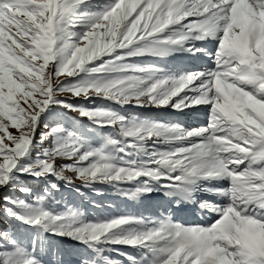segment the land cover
Returning a JSON list of instances; mask_svg holds the SVG:
<instances>
[{"label":"snow or ice","instance_id":"obj_1","mask_svg":"<svg viewBox=\"0 0 264 264\" xmlns=\"http://www.w3.org/2000/svg\"><path fill=\"white\" fill-rule=\"evenodd\" d=\"M176 56L212 66L147 59ZM112 105L204 106L208 121L185 127ZM22 177L41 181V193ZM102 185L133 199L163 193L217 218L96 217L61 196L63 186L100 196ZM9 189L22 197L0 194L15 222L0 229V264H46L56 239L94 254L84 264H264V0H0V190ZM109 246L139 256L114 248L124 260L111 259Z\"/></svg>","mask_w":264,"mask_h":264},{"label":"rangeland","instance_id":"obj_2","mask_svg":"<svg viewBox=\"0 0 264 264\" xmlns=\"http://www.w3.org/2000/svg\"><path fill=\"white\" fill-rule=\"evenodd\" d=\"M147 59L149 62L158 63L162 67H168V68H171L172 70H176V69H193L192 65H195L196 64L195 62H200L199 60L204 61L205 58L202 57L198 60H193L187 56H176L174 58H167L166 60H157V61H152L151 58H147ZM198 64H202V63H198ZM211 66L212 64H210V67ZM69 99L75 102H78V103H85V104L94 103L96 105H99V104L105 103V101H102L100 99H95L94 101L85 100L83 98H75V97H69ZM112 107L116 108L119 111L124 112L125 114H141V115H146L152 118L177 121V122L182 123L185 127L201 126L203 124H206L208 121V112L204 106H198L192 109H187L183 113L176 112L172 110L171 108L140 109V108H133L130 106L121 108L118 105H112ZM68 114H71L72 116L75 115L77 116V119L81 121L86 120V122L88 123L86 118H80L78 114L70 113V112ZM105 131H107V129H105ZM93 142L99 144L100 139L98 137L93 138ZM45 146H47V144ZM67 162H70V161H64V160L57 161L58 164L67 163ZM66 174L70 176L73 175L70 172ZM26 179L34 180L37 182L35 183L37 186L44 187V185L39 180H36L32 177H22L24 184L27 186L32 187L31 182H27ZM79 183H80L79 180H75L76 185H79ZM224 186L227 187L228 185L225 184ZM126 187H132V185L128 184L126 185ZM69 188L73 190L71 186H63L61 189V196L63 197L64 203L80 207L89 216L99 217L102 215L131 214V215H138V216H145V217H152V218H162L163 216L171 214L173 218L177 220L178 222L185 223L188 225H203V226L209 225L211 222L214 221V219L217 218L214 214L201 211L198 207H196L191 202H188V203L181 202L178 206L175 199L166 197L163 195V193H153L150 196H143V197H140L139 199H133L131 197H124L120 195L119 193L115 191V189L107 185L101 186V191L103 192V195L97 196L91 191H88L85 189L84 191L87 192V196L83 197L84 199L80 196L81 198L80 200L82 202L77 201L78 203H73L72 201H68V199L64 197L67 190H69ZM35 189L37 188L35 187ZM0 194L22 197V194L14 189H9L7 191L0 190ZM59 198L60 197L58 196V199ZM197 199H208L218 204L227 203V198L212 196L207 193H201L197 197ZM91 201H95V203L100 205V207L99 208L93 207ZM181 204H185V206L181 207L180 206ZM109 205H111V207H109ZM5 217L6 215L3 212V205L0 204V220H3ZM5 228L6 227H4L0 223V229H5ZM63 241L67 242L68 244L72 242L66 239ZM114 248H118L120 252L127 251L134 256H137V257L139 256V253L136 250L131 249V248H126L125 246H109V251L106 252L105 255L109 256L111 259L124 260L123 256L118 255L117 252L113 250ZM93 259H96V257L94 256V254L91 253L90 258L87 260L90 261ZM84 261L85 260L79 259L78 264H84ZM124 264H127L126 260L124 261Z\"/></svg>","mask_w":264,"mask_h":264},{"label":"trees","instance_id":"obj_3","mask_svg":"<svg viewBox=\"0 0 264 264\" xmlns=\"http://www.w3.org/2000/svg\"><path fill=\"white\" fill-rule=\"evenodd\" d=\"M68 115L72 116L71 114H68ZM81 122L84 124H88L86 120H83ZM26 180L27 182H31V186L35 193L37 194L41 193L43 189L42 186H37L35 184L37 182L34 180H30V179H26ZM35 187L37 189H35ZM64 197H66L68 201H72L73 203H78L79 201H81L80 196L77 193H75L73 190H71L70 188L69 190H67ZM0 223L4 227H6L5 228L6 230L13 229L15 226V222L9 220L7 217H5L3 220H0ZM53 249L54 251L47 252L44 256L47 264H78L79 259L87 260L90 258V255H91V252L86 250L83 246H80L79 244L74 243V242H71L70 244H68L67 242H64L63 240H60V239H56L54 241Z\"/></svg>","mask_w":264,"mask_h":264},{"label":"bare ground","instance_id":"obj_4","mask_svg":"<svg viewBox=\"0 0 264 264\" xmlns=\"http://www.w3.org/2000/svg\"><path fill=\"white\" fill-rule=\"evenodd\" d=\"M204 44H206V45H204ZM204 44H202L201 46H203V47L210 46V47H208L209 49H213L214 46H215L214 42L213 43H204ZM204 58H205L204 61L199 60L200 62H195L196 64L195 65H192V67L193 68H197V67H210L211 61L209 62V59L207 57H204ZM198 63H202V64H198ZM180 206L183 207V206H185V204H181Z\"/></svg>","mask_w":264,"mask_h":264}]
</instances>
